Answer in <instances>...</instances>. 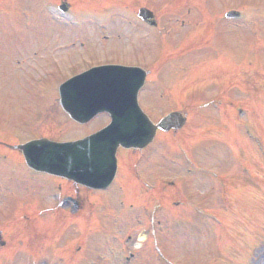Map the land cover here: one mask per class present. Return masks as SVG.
I'll list each match as a JSON object with an SVG mask.
<instances>
[{
  "label": "rangeland",
  "instance_id": "1",
  "mask_svg": "<svg viewBox=\"0 0 264 264\" xmlns=\"http://www.w3.org/2000/svg\"><path fill=\"white\" fill-rule=\"evenodd\" d=\"M70 1L74 2V0ZM128 1L130 0H123V2L125 3H128ZM131 3L132 4L129 3L131 7L136 8L138 6H146L149 8H153V10L157 13L164 10L167 11L168 9L170 14L182 13V15H184L185 13V16L190 19V25L188 28H183V30H181L178 24L175 23V26L171 24L176 27L175 31L173 32V36H164L163 44H159L156 47H148V45L139 38L133 41L130 40L128 38L129 36H126L127 34L125 35L122 29H118L113 25L108 28L109 31L106 34L109 35V39H107L105 42L102 41L99 37H94L95 34L93 33H90L91 36L90 34L88 35V39H84V41L86 42L85 48L88 47L89 49V52L85 53L86 57L89 60L91 59L94 62L109 60L113 58L116 59V61L146 62L151 61L155 58L157 60L159 58V52L163 49L164 44L165 46L167 45V43L170 45L173 43L175 45L179 44V42H181L183 46L194 44V42H196L194 36H199L197 35L199 30L194 32L195 29H201L204 25V23L201 22L202 20L199 19V14L205 16L207 12H222L225 9L236 8H239V10L244 9V13H247L244 14V17H246L244 21L247 24H244V21H237L235 26L244 25L246 27L248 25L250 27V30L249 28L248 30L253 34L254 32H257V28L263 25L261 18H258L253 14H248V11H253L252 8H254L258 9L256 12L264 13V0H133ZM87 4H92V1H89ZM37 5L38 0H0V16L2 15L4 18L3 21H1L0 19V140L3 141H23L34 136H38V133H44L42 131L45 129L46 121H40V117L43 114L49 117H53L54 122L55 120H57L58 126L60 125L59 123L64 124V120H61V117L55 110L54 105L51 106L50 104H48L49 100L46 98L44 101L38 100L35 109L31 108L33 109V113L31 114V116L29 110L26 116H24L23 112L21 113V108L25 104V101L28 99V97V100L30 101L32 100V97H34L35 99H39L37 98L38 95L36 91L40 92L41 90H43V87L38 86V84H36L34 80L29 81L28 78L22 79V77H20L21 68L18 67L17 64H14L12 60L24 61L30 64L32 66L31 69L33 68V70L38 71L34 75V77H36V74L38 75V73L41 72L40 69L42 68V66L39 65L40 62L38 61H52L54 54L53 50L55 42L53 43L51 50L49 48V41L45 42L47 40L46 38L49 39L50 33L53 34V37L55 36L51 28L46 27V38L40 37L37 40L35 39V44L30 43L33 42L34 28L37 27L34 25L33 18L35 6ZM79 5L81 4H77V6ZM186 9H190V12L186 13ZM5 10H7V12H5L4 14L3 11ZM205 10L207 12L202 13V11ZM176 16L177 15H174V17ZM191 19H193L194 23L191 22ZM248 21H252V25H249ZM23 22L25 23V28L21 29V27H23L21 23L23 24ZM242 28L231 27L226 29V31L229 30L231 32H241L242 34H244L245 32L242 30ZM226 31L225 28L222 29V32ZM22 32H25V42H23L19 38V34H21ZM117 34H120V37H116ZM252 37H254V35ZM115 38H119V40ZM142 39L146 41V38L144 36H142ZM244 39L240 44L234 43L236 42V39L233 40V42L226 41L227 44L233 43L232 50H225L223 46H220L219 43L216 42L214 49L213 47H210L208 50H206L207 48L198 50L197 54H195V58L198 61H205L206 59L207 61H212L216 59L217 54L222 55L226 53L230 58L232 57L234 61H243L241 66H244L246 68H250L253 66L256 69H264L263 54L260 59H257V57H254V59H252L250 56V52L252 53L253 51H255L254 48H251L253 44H255V41L253 42L252 38H248V41L246 42V39ZM19 40L21 41L18 45ZM82 40L83 39H81L80 41ZM221 40L223 41L224 45H227L223 39ZM75 42H77L76 46L72 49H69L70 54L67 55V57H69H63L62 59V61H69L66 63V65L70 67L67 69L69 71L78 69L80 68V66H83V58L81 53L83 52V50H81V47L78 46L79 41L76 40ZM261 50L263 51V49ZM60 54L61 53L59 52L57 53L58 56H60ZM112 54L116 55V57L110 56ZM208 54L210 55L207 56ZM189 59H194V55L190 56ZM246 61H248L249 63ZM209 64L210 62H207L206 67H209ZM69 71H65L64 69L63 74H66V72ZM210 79L211 77H209L207 79L208 81L204 82L200 86H197L196 88L194 87L191 91L192 94L198 95L204 100H206V98H209L210 94L217 93V91L220 94L222 88L219 87V84H216V80L214 78L212 79L215 82L209 85L212 87L211 90L207 91L203 89L206 87L208 82H210ZM250 79L253 80L252 77H250ZM246 82L247 86L244 87L249 88L248 85L250 80L246 79ZM215 86H218V89H216V91L213 89L215 88ZM251 87L252 84H250L249 89H251ZM243 89L244 88L242 86L235 84L231 92L228 94L229 96H232L231 98L233 99V106L235 108L233 111L236 113L238 105H241L243 103L242 99L245 98L247 100L246 105L251 107L248 108V111H251V113H253L251 115L249 114L250 116H247V114H243L242 117H238L235 113V115L231 113L230 115L234 117L233 120L237 119V122L232 124L231 120L230 127L229 124L225 125L221 122H214L221 121V119H219V113L215 112V109H206L204 110V112H200L199 114L193 111L190 112L189 107L192 102L187 105V102H185L186 100H188L187 98H185L182 103H177L176 101L170 102L168 97H159L157 96L158 93H156L151 95L153 97L150 96L151 101H148V103H150L151 107L153 108L152 115L154 117L160 115V112H158L157 110H159L161 107L167 109L169 107L183 109L182 105L186 112L190 114L189 122L187 123L186 127L181 130L182 134L170 138L172 142L183 141L184 136H189V132L190 134L194 135V130L192 129V127H194L192 126V123L194 121L203 123V126H200V131L195 132V136L199 138L198 142L203 143L199 148L201 155V165L203 168H205V165H209L211 168L223 172L224 175V180H222V184H224L222 188L224 208L219 207L220 203H218L217 194L214 192V190H212V188L209 189L208 187H206L204 185L206 183H200L199 188L204 191V193L210 190L208 192V195L206 194V197L204 198V200H202L205 203L206 208L205 210H202L201 214L202 217H204L207 221L205 220L204 225L202 223L205 231L203 232L204 234L203 237H201L202 239L200 243H188L185 241V239H183L184 241L181 240L182 238H179L181 232L178 229H175L174 232V234H177L178 236H173V228L171 225H169L171 226L169 228V233L171 234H161V249L164 251L163 253H165L166 251L165 255H167L168 253L169 255H171V257H173L175 261L181 260L185 261V263L187 264H264V238L257 244L258 240L260 239L259 236L264 234V136L261 137L260 142L262 148L261 151H263V154L261 153V156L259 150L257 152L254 151V149H258L254 144H252V148L248 149L249 151H246L244 155L243 152L239 153L241 156L243 155V157H241L240 155L237 157L235 153L237 149L241 151L242 148L243 150L246 141H248L247 126L254 129H256V127H259L260 129L263 128L262 131H264V117H260L262 113L261 111H264V97L259 98L258 105H253L252 102L256 97H253L254 94L252 96L251 93L244 91ZM201 91L205 92L201 93ZM252 92L258 95L257 92ZM202 94L204 95L201 96ZM257 101L258 100L256 99L255 102ZM26 107H29L28 104H26ZM256 112L260 115L259 120ZM245 118L247 119L245 120ZM246 121L248 123H246ZM99 123H103L102 120H99V122L95 123L96 125H92L94 126L92 130L98 127L100 125ZM88 130L89 129L85 128L79 129V127L76 126H65L62 130H60L62 133V136H60V138H75L85 134ZM235 139L237 142V148L234 146V144L236 143L233 144ZM211 140H213L211 144L215 143L212 148V150L215 151L214 154L208 152L209 150H211L210 148L205 147V144H207L205 142ZM216 149L218 151H216ZM175 150L177 149L175 148ZM170 153L172 154L171 151ZM9 154L11 155V157H9L8 160H0V220H2L0 221V225L4 221H6V219H10L11 221H13L12 225L10 226L11 232H9V235L7 236L11 243L20 241L25 235H27L31 241H33L37 237H39V239H43L45 238L46 231L50 230V228H48L49 226L43 222L46 221L45 218H38L34 221V227H32L34 228L33 231L30 229V227H26L24 225V218H18V216H20L19 214L22 212V209L25 210L26 208L27 211L28 209L31 211L32 208H36L37 206L35 203L36 199H34V194H32V190L25 191L26 193H19L21 188L16 189L18 183L15 182V179L18 178V182H23L25 178L23 180L22 177L26 172L25 168L23 167L24 165H22V163L20 162V157H16L14 152H9ZM162 157L163 156L161 155V153L157 150L148 158L147 162L149 167L147 166L146 170L148 172V179L150 181H154L153 183L154 185H156L155 187H160L168 190L170 186H168L166 182L164 183V181L162 182L160 180L161 176H164V174L179 172L178 169L182 173L183 168L182 164L180 163H172V167L169 164L171 162L167 159H162ZM239 157H241V159L238 160ZM255 157H257L259 160L254 162ZM196 158L198 159L199 155H196ZM239 161L241 162L239 163ZM1 170L3 171V174L1 173ZM12 170H15L17 173H11L10 171ZM230 170H232L233 172L230 173ZM155 176H157L156 179ZM27 184L29 185L30 183ZM193 189H196L195 185L193 186ZM29 192L31 194H29ZM114 193H119L116 187L110 189L108 192H104L102 195H100L101 197L99 198H97L96 196L93 197L92 201H97L101 206H103L102 203L105 200L103 207H105V212L109 211L111 210V207L106 199L111 198L112 196L116 197ZM5 199L7 200V203ZM163 202L166 203L167 199H165V201ZM204 203L202 204L203 207ZM123 210L126 211L125 209ZM122 214L125 218L124 221L126 223L123 225L122 222V225H120L119 222L117 226L108 224V229L110 230V232L107 231L105 233L107 238L104 239V242L103 238L101 239V241L97 242L101 244L104 253L103 255L105 256V261L98 264H120V260H118V262L114 260L115 257L114 255L112 256L113 251L116 250L118 246H122L123 243H125V251H127V246L129 247L128 249L136 251L138 250V242L142 244L145 239L144 238L142 240L138 238V227L136 224H134L135 222H133V218L131 217V215L129 213L123 212ZM214 216L221 221L225 220L228 224L231 221L230 226L232 228V231L229 229L230 233L228 234V237H230L233 232V234L235 235L234 242L232 241V243H228V245L223 246L221 239H218V241L214 239L210 240V234L208 233V231L209 225L210 227H213ZM40 219L44 220L40 221ZM202 225L200 234L201 231H203ZM224 227L228 228L227 225H224ZM252 227L255 229V231H253ZM128 233L132 234L133 237L127 239L126 235H128ZM211 234L214 235L213 232H211ZM111 235H115L116 240H112ZM61 237H64L66 241H69L72 238L71 234L67 232ZM97 239L98 236L90 241V245L93 242L97 241ZM47 244V248H45L43 252H49L50 254H52L55 251H59L61 249L59 244ZM183 250H185V254H183ZM146 251L147 252H145L144 250V252L137 253L129 264H154V261H157V258L154 254L152 243L151 247ZM187 255H189V257H187ZM8 256H11V259H7ZM0 258L4 259L2 264H21L20 259L14 258L13 255L6 254L3 257H1L0 255ZM118 258L119 256H117V259ZM190 258H195V262L192 261L191 263ZM18 260L20 262H17ZM25 263L33 264L32 261L28 258L27 260H25Z\"/></svg>",
  "mask_w": 264,
  "mask_h": 264
},
{
  "label": "water",
  "instance_id": "2",
  "mask_svg": "<svg viewBox=\"0 0 264 264\" xmlns=\"http://www.w3.org/2000/svg\"><path fill=\"white\" fill-rule=\"evenodd\" d=\"M80 147V146H79ZM72 151V150H71Z\"/></svg>",
  "mask_w": 264,
  "mask_h": 264
}]
</instances>
